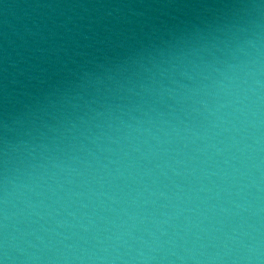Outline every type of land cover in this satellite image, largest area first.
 <instances>
[{
	"label": "clouds",
	"instance_id": "9594fccd",
	"mask_svg": "<svg viewBox=\"0 0 264 264\" xmlns=\"http://www.w3.org/2000/svg\"><path fill=\"white\" fill-rule=\"evenodd\" d=\"M0 264H264V0H0Z\"/></svg>",
	"mask_w": 264,
	"mask_h": 264
}]
</instances>
